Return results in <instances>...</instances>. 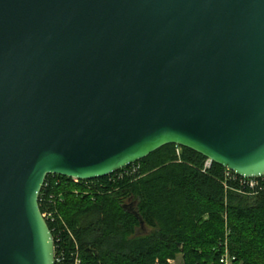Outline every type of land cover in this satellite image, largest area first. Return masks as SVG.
Listing matches in <instances>:
<instances>
[{
	"label": "water",
	"instance_id": "water-1",
	"mask_svg": "<svg viewBox=\"0 0 264 264\" xmlns=\"http://www.w3.org/2000/svg\"><path fill=\"white\" fill-rule=\"evenodd\" d=\"M166 145L264 176V0H0V264H54L47 176Z\"/></svg>",
	"mask_w": 264,
	"mask_h": 264
},
{
	"label": "trees",
	"instance_id": "trees-1",
	"mask_svg": "<svg viewBox=\"0 0 264 264\" xmlns=\"http://www.w3.org/2000/svg\"><path fill=\"white\" fill-rule=\"evenodd\" d=\"M205 161L192 150L166 145L135 163L139 169L132 176L89 180L83 196L71 191L85 187L56 185L49 175L40 209L51 210L57 194L64 195L58 209L82 264H167L179 254L183 264H220L225 222L236 261L264 264V190L242 193L238 176L229 172L236 179L226 180L227 170L215 163L203 172ZM125 200L135 202L140 219L123 208Z\"/></svg>",
	"mask_w": 264,
	"mask_h": 264
},
{
	"label": "built area",
	"instance_id": "built-area-1",
	"mask_svg": "<svg viewBox=\"0 0 264 264\" xmlns=\"http://www.w3.org/2000/svg\"><path fill=\"white\" fill-rule=\"evenodd\" d=\"M177 155L179 154V150H176ZM212 162L210 160H207L204 162V169H209ZM139 169V166H136L135 164H132L128 166L125 169H122L114 175H110V181L114 182L116 180H122L125 177L132 176L134 173H136ZM230 171L227 170L225 179L229 181H235L234 173H229ZM53 176V179L55 181L56 185L61 186H69V185H75L79 187H85L86 191H80L77 189H73L72 194L75 196H83L88 194V190H90L91 185L89 184L88 180H79L76 178H68V177H62L57 175H51ZM57 176V177H56ZM56 177V178H55ZM240 178V177H239ZM238 183V187L240 189V192L244 193L245 190L252 191L253 193H256L260 190H264V176L260 178H254V179H246V178H240ZM49 186V183L44 181L41 190L38 195V206L39 209L45 207V194L43 193L44 189H46ZM245 189V190H244ZM44 194V195H43ZM65 202L64 195L59 192L56 196V198L53 199V207L51 210H41V216L46 222L54 242V264H82L79 248L77 241L71 232V230L68 228V226L65 224L63 219L61 218V213L58 209L60 205H63ZM50 224L52 226H50ZM229 233L228 228L226 227V234ZM225 234V235H226ZM73 246H72V245ZM72 247H71V246ZM223 247V254L220 257V264H233V261H235V257H231L227 251V239L222 242ZM168 264H172L171 261L168 260ZM156 264H159L158 262Z\"/></svg>",
	"mask_w": 264,
	"mask_h": 264
},
{
	"label": "rangeland",
	"instance_id": "rangeland-1",
	"mask_svg": "<svg viewBox=\"0 0 264 264\" xmlns=\"http://www.w3.org/2000/svg\"><path fill=\"white\" fill-rule=\"evenodd\" d=\"M123 204H126V205H131L132 204V207L135 208V202L133 200H125ZM142 228L144 229L143 232H145V233H147V232L150 231V229L144 227V225H142ZM225 234H226V222H225ZM228 234L229 233H227L226 235H224L223 242H224L225 239H227V251H228L229 255L232 257L233 255L230 254V251L228 249ZM168 260L171 261L172 264H183L182 255L181 254L177 255L175 259H168ZM168 260H167V262H168ZM233 264H243V263L241 261H239V262L236 261V258H235V261H233Z\"/></svg>",
	"mask_w": 264,
	"mask_h": 264
},
{
	"label": "flooded vegetation",
	"instance_id": "flooded-vegetation-1",
	"mask_svg": "<svg viewBox=\"0 0 264 264\" xmlns=\"http://www.w3.org/2000/svg\"><path fill=\"white\" fill-rule=\"evenodd\" d=\"M123 208L126 209V210H128V211H130V212L135 211V208L132 207V204L131 205H126L125 204Z\"/></svg>",
	"mask_w": 264,
	"mask_h": 264
}]
</instances>
